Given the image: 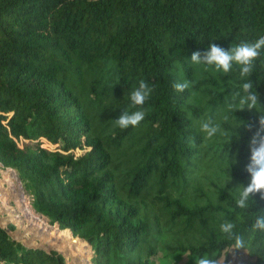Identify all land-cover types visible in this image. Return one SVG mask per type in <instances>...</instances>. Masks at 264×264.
Instances as JSON below:
<instances>
[{"label": "trees", "instance_id": "trees-1", "mask_svg": "<svg viewBox=\"0 0 264 264\" xmlns=\"http://www.w3.org/2000/svg\"><path fill=\"white\" fill-rule=\"evenodd\" d=\"M261 36L264 0H0V163L34 212L88 241L91 264H152L157 253L219 264L230 249L264 264V232L252 227L264 201L236 207L264 115V49L248 77L253 110H241L237 66L190 63L210 43L227 50ZM141 80L153 86L145 119L121 129L114 121L138 110L130 93ZM182 80L192 86L176 92ZM208 119L220 126L211 138ZM226 218L244 249L221 231ZM7 229L0 264H65Z\"/></svg>", "mask_w": 264, "mask_h": 264}, {"label": "clouds", "instance_id": "clouds-1", "mask_svg": "<svg viewBox=\"0 0 264 264\" xmlns=\"http://www.w3.org/2000/svg\"><path fill=\"white\" fill-rule=\"evenodd\" d=\"M264 49V36L259 37L253 42H241L236 45H231L229 49H224L214 43H210L208 49L203 53L196 51L191 54L190 63L202 66H213L217 71L229 73L234 66L239 68L241 77H247V80L242 84L244 95L240 98L241 105H245L241 110L247 108L253 110L259 104V94L256 92L253 83L248 77L253 73L254 62ZM118 83V82H117ZM192 81L182 80L173 85L176 92L183 93L192 86ZM153 92V86L141 80L138 87L134 88L130 93V101L133 106H137L138 110L129 112L123 110L122 114L114 121L121 129L128 127H137L145 119V111L143 105L149 100ZM231 107V100L228 102ZM249 131L252 130V125H247ZM201 131L208 138L213 137L220 131V126L215 124L213 120L208 119L201 123ZM238 138V131L236 132ZM249 162L245 165L244 171L249 176L247 185H239L240 194L236 200V207L240 209H250L254 206L255 201L252 199L259 194L260 201H264V115L259 114L256 130L250 137L249 144ZM237 161L232 159V163ZM251 202V203H250ZM252 227L260 232H264V211L255 213V222ZM220 229L230 239L234 240L236 249H244L246 242L244 238L236 234L234 231L235 224L225 219L220 225ZM195 264H217L215 258L207 255L199 257Z\"/></svg>", "mask_w": 264, "mask_h": 264}, {"label": "rangeland", "instance_id": "rangeland-1", "mask_svg": "<svg viewBox=\"0 0 264 264\" xmlns=\"http://www.w3.org/2000/svg\"><path fill=\"white\" fill-rule=\"evenodd\" d=\"M20 141L19 139V144ZM41 141V145L44 147L51 148L53 146L44 139ZM78 152L75 150V153ZM12 170L8 167H0V225L6 229L8 225H11L12 229H7L8 234L23 245L60 252L63 254L65 264H91L92 249L90 246H87L85 240L71 235L68 231H62L65 229H59L56 223H49L45 217L34 212L26 193L22 197L24 198L23 205L33 216H30L27 212H23L22 205H19L18 198H20L21 193L17 184L15 182L13 186H10L8 180L11 175L13 177L16 176V172L14 173V170ZM4 185L6 187H3ZM1 190L4 192L1 193ZM160 256L161 254L157 253L152 258V264H184L186 260L185 256H183L177 262H173ZM247 261L248 257L244 251L234 252L230 249L219 259V264H245Z\"/></svg>", "mask_w": 264, "mask_h": 264}, {"label": "bare ground", "instance_id": "bare-ground-1", "mask_svg": "<svg viewBox=\"0 0 264 264\" xmlns=\"http://www.w3.org/2000/svg\"><path fill=\"white\" fill-rule=\"evenodd\" d=\"M9 175H10V173H8ZM13 176L11 175L10 176V178L8 179L9 180V183H10V186H13V184L16 182L15 181V177H13ZM20 191V190H19ZM19 199V205H22V207H23V212H27V214H29L30 216H33L31 213H29L30 211L25 207V205H23L24 204V198H22V194H20V198H18ZM8 209H10V208H8ZM9 211V210H8ZM10 211H12L11 209H10ZM22 212V213H23ZM24 214V213H23ZM34 214V213H33ZM12 217H14V216H12ZM68 233H69V231H68Z\"/></svg>", "mask_w": 264, "mask_h": 264}, {"label": "water", "instance_id": "water-1", "mask_svg": "<svg viewBox=\"0 0 264 264\" xmlns=\"http://www.w3.org/2000/svg\"><path fill=\"white\" fill-rule=\"evenodd\" d=\"M0 167H2V164L0 163ZM11 170H12V168H11ZM13 171V170H12ZM14 173H15V171H14ZM16 174V173H15ZM15 181H16V184L19 186V188L21 189V192L23 193L24 192V190H23V188H22V186H21V182H20V180H19V178H18V176L16 175L15 176ZM56 226H57V224H56ZM0 227H2L1 225H0ZM58 227V226H57ZM11 238L12 239H15L13 236H11ZM80 239V238H79ZM16 240V239H15ZM85 243L87 244V246H89V243H88V241H85ZM28 247H31V246H28ZM37 248H39V247H37ZM42 249V248H41ZM44 250V249H43ZM58 252V251H57ZM60 253V252H59ZM61 254V253H60ZM61 255H63V254H61Z\"/></svg>", "mask_w": 264, "mask_h": 264}, {"label": "built area", "instance_id": "built-area-1", "mask_svg": "<svg viewBox=\"0 0 264 264\" xmlns=\"http://www.w3.org/2000/svg\"><path fill=\"white\" fill-rule=\"evenodd\" d=\"M17 187H18V189L20 190V193L22 194V197H23V194L25 193V192H21V189L19 188V186L17 185ZM29 197V196H28Z\"/></svg>", "mask_w": 264, "mask_h": 264}, {"label": "crops", "instance_id": "crops-1", "mask_svg": "<svg viewBox=\"0 0 264 264\" xmlns=\"http://www.w3.org/2000/svg\"><path fill=\"white\" fill-rule=\"evenodd\" d=\"M0 179H1V177H0ZM3 187H6V185H4ZM4 191L3 190H1V193H3ZM0 198H1V195H0ZM1 201V200H0Z\"/></svg>", "mask_w": 264, "mask_h": 264}]
</instances>
